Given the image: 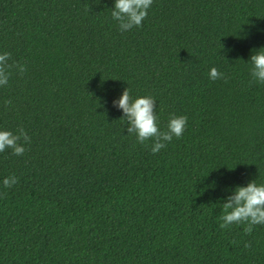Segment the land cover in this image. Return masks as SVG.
Here are the masks:
<instances>
[{"label": "trees", "instance_id": "trees-1", "mask_svg": "<svg viewBox=\"0 0 264 264\" xmlns=\"http://www.w3.org/2000/svg\"><path fill=\"white\" fill-rule=\"evenodd\" d=\"M114 4L0 0V54L27 67L0 86V131L31 138L0 152V264H264V225L219 227L237 186L264 184V84L247 63L264 0H153L125 32ZM126 88L155 99L162 131L186 116L182 137L152 154L128 134Z\"/></svg>", "mask_w": 264, "mask_h": 264}, {"label": "clouds", "instance_id": "clouds-1", "mask_svg": "<svg viewBox=\"0 0 264 264\" xmlns=\"http://www.w3.org/2000/svg\"><path fill=\"white\" fill-rule=\"evenodd\" d=\"M152 3L153 0H115L111 12L112 19L118 22L121 32L140 27L147 17ZM10 56L11 54L7 52L0 54V86L8 84L12 69H16L20 75H24L27 71L26 65L9 64ZM247 63L251 64L252 80L250 84H264V47L254 51ZM209 78L213 81L224 79L227 82L224 74L215 67L210 70ZM11 103V100L5 101V106H10ZM113 106L122 110V118L128 124V134H135L137 141L141 144L149 140L153 141L152 154L165 148L173 137L177 139L182 137L186 129L188 121L186 116H172L168 122L167 130H160L155 114L157 106L155 99L151 96H144L133 100L128 88L124 89L122 95L113 101ZM21 139L24 143H30L31 140L23 128L18 130V134L6 130L0 131V152L10 148L14 155H24L25 147L19 143ZM16 183H18V179L15 176L3 180L5 188H10ZM222 208V223L219 225L221 229L228 228L233 224H244L246 225L244 232L250 235L254 226L264 225V184L258 185L255 180H252L247 186H237L233 193L226 198ZM245 247H250V244H246Z\"/></svg>", "mask_w": 264, "mask_h": 264}]
</instances>
